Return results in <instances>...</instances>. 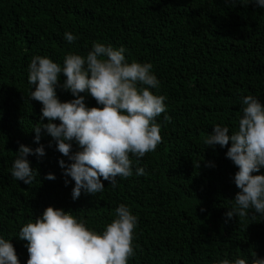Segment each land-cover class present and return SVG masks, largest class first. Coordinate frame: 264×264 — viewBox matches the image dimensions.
<instances>
[{
	"label": "trees",
	"instance_id": "trees-1",
	"mask_svg": "<svg viewBox=\"0 0 264 264\" xmlns=\"http://www.w3.org/2000/svg\"><path fill=\"white\" fill-rule=\"evenodd\" d=\"M66 32L76 40L66 41ZM94 42L123 46L128 63H151L159 87L149 90L166 97V111L156 118L162 137L156 150L141 158L130 154L131 177H118L114 187L101 178L102 192L82 191L73 201L74 181L58 163L70 161L50 136L34 142L33 127L48 121L41 120L42 104L30 99L35 86L28 66L37 55L62 66L67 54L86 56ZM64 80L61 73V102L74 99L61 87ZM248 95L264 104V9L247 0H0V238L27 264L19 231L45 208L70 211L102 234L123 204L137 217L128 264L264 258V216L250 210L226 218L239 191L238 169L226 158L227 147L204 144L217 124L229 134L238 130ZM85 103L99 107L90 95ZM20 144L45 149L43 157L27 156L38 172L30 185L10 174ZM78 150L73 142L72 151ZM137 168L146 174L136 175ZM48 173L55 180L44 179ZM257 174L264 175V167Z\"/></svg>",
	"mask_w": 264,
	"mask_h": 264
},
{
	"label": "clouds",
	"instance_id": "clouds-1",
	"mask_svg": "<svg viewBox=\"0 0 264 264\" xmlns=\"http://www.w3.org/2000/svg\"><path fill=\"white\" fill-rule=\"evenodd\" d=\"M247 2L264 9V0ZM231 3L236 5L239 0ZM64 37L69 43L76 40L70 32ZM125 51L123 46L116 49L94 42L86 56L67 54L62 66L39 55L28 66V82L35 86L30 99L42 104L41 120L48 121L35 124L34 142L39 144L42 135L50 136L56 150L70 161L66 164L61 159L58 163L62 175L74 181L73 201L82 191L90 195L102 192L105 186L101 178L114 187L118 177H131L130 154L144 157L162 141L156 118L166 111V97L149 90L159 87L151 63H128ZM61 73L65 77L61 87L74 97L66 102H61L56 93ZM87 95L99 107L87 106ZM242 104L243 116L237 131L229 134L228 127L217 124L204 139L207 147H227L225 156L238 169L233 181L239 191L233 198L234 207L225 213L227 219L246 217L250 210L253 216H264V175H253L264 167V104L251 95L243 97ZM56 120L60 123L52 122ZM73 142L78 151H72ZM16 153L10 174L30 185L38 172L30 166L27 156L43 157L44 146L33 150L20 144ZM135 174L146 173L137 168ZM55 178L52 173L44 177ZM64 183L67 186L68 180ZM115 217L101 234L86 228L70 211L45 208L35 222H28L19 231L18 239L27 242V264H128L135 254L132 242L137 217L123 204L115 209ZM0 264H19L13 244L4 238H0ZM219 264L249 262L236 258L221 260ZM251 264H264V258L254 255Z\"/></svg>",
	"mask_w": 264,
	"mask_h": 264
}]
</instances>
